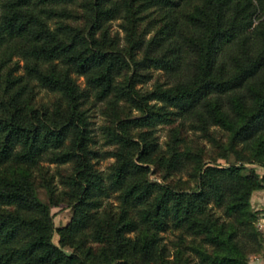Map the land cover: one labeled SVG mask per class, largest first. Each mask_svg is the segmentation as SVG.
I'll return each mask as SVG.
<instances>
[{"label":"trees","instance_id":"16d2710c","mask_svg":"<svg viewBox=\"0 0 264 264\" xmlns=\"http://www.w3.org/2000/svg\"><path fill=\"white\" fill-rule=\"evenodd\" d=\"M152 68L167 78L141 88ZM101 99L100 149L85 102ZM175 118L159 146L153 124ZM186 128L238 160L207 157ZM41 160L70 162L60 190L42 176L48 201ZM263 186L264 0H0V264H248ZM60 199L71 213L54 226Z\"/></svg>","mask_w":264,"mask_h":264},{"label":"rangeland","instance_id":"374dc122","mask_svg":"<svg viewBox=\"0 0 264 264\" xmlns=\"http://www.w3.org/2000/svg\"><path fill=\"white\" fill-rule=\"evenodd\" d=\"M155 15H156L155 11L152 10L148 11L147 16L139 20L138 25L142 26L143 24H146V20H148L151 17L153 18V16ZM119 20H120L119 17L111 19L109 21V28L110 31L116 32L119 37V40L122 41L123 30L118 25ZM151 21L152 20L150 19V22ZM156 25L157 23L154 19L153 23H150L149 25L150 30L148 33H150L151 30ZM154 78H157L159 80H164L165 78H167V75L160 69L152 68L150 70V76L146 80L139 83L141 88H149ZM77 80L79 81L80 84H82V78L80 75L77 76ZM37 93H38V98L40 99L48 100L52 96L51 92H45L42 88H39ZM85 104L87 105L89 124L91 126L92 136L94 138V140L91 143L92 146H95L100 149L110 147L111 146L110 144L104 143L102 141V136L100 133V124L105 122L107 117V113H106L107 111L105 109L104 100L101 99V100L86 101ZM133 111L134 109H131V112ZM175 120L176 118L171 122H157L153 124V133L155 135V139L157 140L159 146H163V142L168 135L169 126L172 123H174ZM208 131L215 138L221 141L224 140L226 137V131L217 125H210L208 127ZM184 133L187 138L186 139L187 142H189L191 145H197V144L201 145L204 154H206L207 157L211 158L216 162L226 163L228 161H237L238 160L237 153L238 154L241 153L239 151L240 149H237L235 152L226 150V155L220 156L217 153L219 147L216 144V140L212 138L208 139L206 135L204 134L202 135V133L196 129L194 130L191 128H186L184 129ZM111 158H112L111 156L98 157L94 164L102 171H105L107 168V164L110 162ZM39 165H40L39 167L34 168V176L38 182L36 184V193L41 200L48 201L46 187L43 185V183H40L42 182L41 181L42 176L48 178L50 182L55 184L56 189L60 190L61 184L58 182V176L61 172H65L69 169L70 162L65 161V162L55 163L51 161L48 162L46 160H41ZM254 167L258 174L261 173L262 171L261 166L254 164ZM149 174L151 176H155L157 175V172L156 171H154V173L149 172ZM181 174L180 175L182 177L184 173L182 172ZM176 175L172 174L171 177L174 178L176 177ZM263 198H264V186L258 190L256 195L250 194L249 200H251L250 202H252L251 204L253 206L255 205L254 208L257 209V212L264 211V207H259V205L261 204L260 202L263 200ZM101 199H102V204H108V203L114 204L116 202L113 193H110L109 195L104 196ZM49 211L51 213V218L54 226L63 224L71 213V205L69 203H66L63 199H60L56 204L49 205ZM162 234H163V240H167V238L172 235L171 231L167 229L163 230ZM51 239L52 241L57 243V233L55 230H53L51 233ZM62 247L65 250L69 249V246L66 245H62Z\"/></svg>","mask_w":264,"mask_h":264},{"label":"crops","instance_id":"0c3cea01","mask_svg":"<svg viewBox=\"0 0 264 264\" xmlns=\"http://www.w3.org/2000/svg\"><path fill=\"white\" fill-rule=\"evenodd\" d=\"M260 188L261 187L254 189L251 195H256V193L258 192ZM260 203L261 204L259 205V207H264V198ZM260 232H261V247L259 250L250 252L248 254V257H247L248 264H264V226Z\"/></svg>","mask_w":264,"mask_h":264},{"label":"built area","instance_id":"2783aa9c","mask_svg":"<svg viewBox=\"0 0 264 264\" xmlns=\"http://www.w3.org/2000/svg\"><path fill=\"white\" fill-rule=\"evenodd\" d=\"M254 223L256 228L261 231L264 226V211L257 213Z\"/></svg>","mask_w":264,"mask_h":264}]
</instances>
